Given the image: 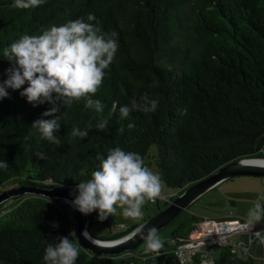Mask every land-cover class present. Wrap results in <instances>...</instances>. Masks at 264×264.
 <instances>
[{"label":"trees","instance_id":"16d2710c","mask_svg":"<svg viewBox=\"0 0 264 264\" xmlns=\"http://www.w3.org/2000/svg\"><path fill=\"white\" fill-rule=\"evenodd\" d=\"M89 13L104 31L118 34L116 58L93 97L104 104L109 124L73 137V128L85 129L98 114L85 108L83 99L69 106L57 101L61 144L49 143L31 124L52 105L34 107L20 96L22 89H8L9 96L0 100V161L7 163L0 168V191L14 184L75 190L90 176L98 154L120 146L140 153L147 166L155 159L170 189L161 195L172 194L171 202L230 161L264 157V0H46L30 9L0 0V81L11 66L2 49L21 34H38ZM144 94L159 99L157 110L121 119L119 106ZM130 122L135 127L129 128ZM41 152L44 158L36 155ZM10 200L0 212V264H43L46 239L74 231L71 207L35 194ZM182 216L159 255L136 249L99 256L78 243L76 264H180L172 241L187 236L200 218L184 211L177 219ZM52 220L58 221L55 229ZM101 222L90 217L88 230ZM137 226L99 239L120 238ZM256 261L227 249L216 256V264Z\"/></svg>","mask_w":264,"mask_h":264},{"label":"clouds","instance_id":"9594fccd","mask_svg":"<svg viewBox=\"0 0 264 264\" xmlns=\"http://www.w3.org/2000/svg\"><path fill=\"white\" fill-rule=\"evenodd\" d=\"M45 2L13 0V7L30 9ZM117 36L114 31H104L94 13H89L86 19L52 24L38 34H21L2 49V58L11 62V66L4 70L6 78L0 81V100L9 96L8 89H22L20 96L34 107L45 102L52 105L41 113V118L32 122L31 127L42 140L55 145L61 144L56 134L60 128L55 115L59 111L57 101L69 106L83 99L84 107L98 114L95 122L89 123L85 129L73 128V137H87L93 128L98 131L106 129L109 119L102 115L104 104L93 97L103 82L105 70L116 58L119 48ZM24 85L27 86L22 88ZM158 105V98L144 94L139 99L133 98L130 104L120 105V118H128L133 111L155 112ZM128 127H135L134 122H130ZM36 155L44 158L42 152ZM96 159L97 164L90 176L76 184V194L70 201L81 214L95 211L97 219L103 221L121 209L125 218L138 220L143 216V206L161 196V176L144 163L140 153L116 146L109 148L106 154H98ZM255 163L264 166V158L256 159ZM6 165L5 161H0V168ZM261 220H264V204L258 201L248 210L245 223L252 225L260 221L264 225ZM51 227L55 229L58 224L53 222ZM122 229L127 230V227ZM81 235L95 242L87 228ZM135 236L134 232L128 238ZM75 237V231H71L68 235L53 237L52 242L46 239L43 264H76L79 241ZM143 238L146 240L144 253L159 255L163 241L157 236L156 228L148 229ZM261 239L264 241V237Z\"/></svg>","mask_w":264,"mask_h":264},{"label":"water","instance_id":"95a60500","mask_svg":"<svg viewBox=\"0 0 264 264\" xmlns=\"http://www.w3.org/2000/svg\"><path fill=\"white\" fill-rule=\"evenodd\" d=\"M258 158H241L222 165L211 175L189 185L169 205L159 209L155 215L145 220L126 235L117 239H99L92 235L95 242H90L83 238L81 232L85 228L88 229L90 214H81L71 205L70 201L76 194L74 189H62L60 187L42 188L25 185L17 186L0 191V206L10 199L24 194H35L46 198L61 199L71 207L74 213V231L76 233V239L81 246L93 255L116 256L136 250L146 242L143 238V233L147 232L148 229L155 227L157 234L173 223L193 202L220 183L239 176L264 177V166L255 163V160ZM173 194H177V192H173ZM141 226L143 227L141 228ZM137 229H140V231H137ZM134 232L136 236L129 239L128 237Z\"/></svg>","mask_w":264,"mask_h":264},{"label":"rangeland","instance_id":"374dc122","mask_svg":"<svg viewBox=\"0 0 264 264\" xmlns=\"http://www.w3.org/2000/svg\"><path fill=\"white\" fill-rule=\"evenodd\" d=\"M154 151L155 147H152V152ZM148 167H150L154 172L158 173L155 159L152 158L149 160ZM17 186L18 185L14 184L11 187H8V189ZM166 193H170V189L162 182L161 194ZM258 201L264 204V177L239 176L220 183L215 188L193 202L186 211L199 217L246 218L248 210L252 208ZM6 203L3 208L0 209V212L4 211L5 208L11 204V200L6 201ZM158 209L159 208L156 203L152 204L147 202L142 209L143 216L138 220L125 218L121 214L122 210L118 209L116 214L109 216L98 225L96 224L91 233L97 238H109L111 236L121 234L126 231L120 227L121 223H124L127 229L132 228L135 225H140L145 220L155 215ZM183 217L184 216L177 219L173 224H170L163 230L159 231L157 236L162 241L167 240ZM53 222L58 224L57 220H52L50 221V225H52ZM109 226H111V231L109 230ZM98 228H101L104 231H98ZM145 246L146 242L138 247L137 251L144 253ZM258 254H261L262 256ZM255 256L256 258L261 257L255 262V264H264V254L260 246L259 250H256Z\"/></svg>","mask_w":264,"mask_h":264},{"label":"built area","instance_id":"2783aa9c","mask_svg":"<svg viewBox=\"0 0 264 264\" xmlns=\"http://www.w3.org/2000/svg\"><path fill=\"white\" fill-rule=\"evenodd\" d=\"M172 195H161L158 199L170 203ZM151 201V202H155ZM246 218L200 217L187 236L174 239V254L180 264H216L217 251L227 249L232 256L241 259H255L254 247L264 249V225L260 222L248 225ZM121 228H125L121 225ZM259 233V235H258Z\"/></svg>","mask_w":264,"mask_h":264},{"label":"crops","instance_id":"0c3cea01","mask_svg":"<svg viewBox=\"0 0 264 264\" xmlns=\"http://www.w3.org/2000/svg\"><path fill=\"white\" fill-rule=\"evenodd\" d=\"M90 217L91 218H94L95 219V221H100V220H98L97 219V213L94 211V212H92V213H90ZM263 221V223H264V220H261V222ZM121 224H124V223H121ZM120 224V225H121ZM125 225V224H124ZM126 226V225H125ZM109 230L111 231V228H109ZM98 231H104V230H102V229H100L99 230V228H98ZM259 246L261 247V249H262V252H263V254H264V249L262 248V246L261 245H259V244H256L255 245V247H254V254L256 253V250L258 249L259 250ZM258 255H261V254H258ZM262 256V255H261ZM259 258V257H258ZM258 261V260H257Z\"/></svg>","mask_w":264,"mask_h":264},{"label":"flooded vegetation","instance_id":"af4514ba","mask_svg":"<svg viewBox=\"0 0 264 264\" xmlns=\"http://www.w3.org/2000/svg\"><path fill=\"white\" fill-rule=\"evenodd\" d=\"M163 203L158 204V208L162 209Z\"/></svg>","mask_w":264,"mask_h":264}]
</instances>
